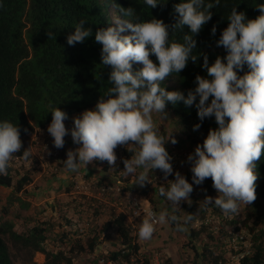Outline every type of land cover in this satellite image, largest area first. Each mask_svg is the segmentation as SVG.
<instances>
[{"label":"clouds","instance_id":"1","mask_svg":"<svg viewBox=\"0 0 264 264\" xmlns=\"http://www.w3.org/2000/svg\"><path fill=\"white\" fill-rule=\"evenodd\" d=\"M110 3L124 18L115 16L113 25L98 29L94 39L101 45V65L111 68V87L93 109L72 118L71 128L65 125L67 112L59 107L50 111L52 119L47 132L53 138V147L63 148L68 135L78 145L67 150L64 167L78 173L81 165L106 161L115 169V149L133 145L138 151L123 160L122 172L125 176H135V186L149 183V170L159 169L165 180L174 175L173 180L167 181V188H159V195L170 207L157 215L150 213L141 222L137 232L140 240H150L157 223L174 224L176 231H187L193 215L187 214L181 220L176 213L182 202L192 203L193 186L202 185L207 178H211L218 195L205 196L199 207L214 206L227 217L239 215L241 205H251L257 198L256 162L264 154V3L256 6L261 14L255 19H248L244 12L232 7L227 16L228 26L216 41L226 55L218 56L211 64L206 55L203 57L202 67L207 75H197L195 87L186 96L166 90L162 82L170 75H178L189 61L198 60L200 53L196 52L197 41L193 37L211 20L210 9L221 0H180L173 5L175 22L171 25L155 18L142 21L133 7H121L115 0ZM163 3L166 0H143L148 8ZM85 25L81 20L67 36L69 46L93 36L92 29ZM184 26H188L191 34L184 35L182 42L171 41L170 29L175 33ZM211 34H216V26ZM136 63L142 67L133 71ZM178 102L194 105L201 122L214 117L217 125L209 129L203 143L187 156L191 183L174 171L173 157L165 147L166 143L176 144L177 140L172 134L162 135L153 120L154 113L166 119V105L175 106ZM200 127L201 124H196L193 130ZM21 149L19 126L0 120V176L8 174L10 160ZM22 158H32L29 148L23 150Z\"/></svg>","mask_w":264,"mask_h":264},{"label":"trees","instance_id":"2","mask_svg":"<svg viewBox=\"0 0 264 264\" xmlns=\"http://www.w3.org/2000/svg\"><path fill=\"white\" fill-rule=\"evenodd\" d=\"M179 2L180 0H166V3L155 8H148L143 4V0H115V4L121 7H133L142 21L155 18L169 25L175 22L173 5ZM259 3H264V0H221L219 5L210 9L211 20L193 37L197 41L196 52L200 53L198 60L195 63L189 61L178 75L167 77L162 82L166 90L179 91L186 96L188 91L195 87V77L207 75L202 67L203 57L206 55L211 64L218 56L226 55L224 48L218 47L216 41L222 30L228 26L227 16L232 7H236L238 12H244L248 19H255L261 14L256 7ZM115 16L124 18L118 8L112 6L110 0H0V120L6 119L18 125L22 141L21 153L14 154L13 158L23 159V150L31 149L32 134L51 123V110L59 107L67 112L68 117L79 116L83 111L93 109L111 87V68L101 65V45L95 42L94 34L100 28L113 25ZM81 20L86 22V27L92 29L93 36L86 38L83 43L69 46L66 38L74 32L75 26ZM213 26H216L214 36L211 34ZM49 33H52L50 38ZM186 34H191L188 26L175 33L170 29V40L182 42ZM150 59L157 62L154 55H150ZM141 67L142 64H133V71ZM240 75H243V72ZM171 80L173 84L169 85ZM165 111L174 119L178 133H183L191 143L204 140L209 129L217 127L214 117L201 122L194 105L186 106L183 102H178L173 106L169 103ZM196 124H201V127L194 131L193 126ZM160 133L166 136L164 132ZM256 165L257 198L248 205L252 217L256 219L253 227L263 223L264 217L259 212L260 200L264 198V154ZM191 177L192 173L189 174V181L192 182ZM31 181V177L26 175L14 182L10 167L6 176H0V192L3 190L5 193L2 195L4 204L0 208V264H12L6 238L23 248L43 254V264L72 263L67 253L53 250L52 246L56 245L57 241L68 248L70 253L77 248L80 253L87 252L92 255L98 248L104 249L99 239L111 232L116 234L115 242L118 245L125 249L138 250L139 247L121 214L101 225L96 224L95 227L88 228L91 236L83 242L80 238L83 227H80L79 218L75 216L81 215V204L76 200L49 204L47 207L50 212L47 215L44 211L35 210L32 215L30 212L26 216L23 215L22 211L27 212L32 207L31 203L21 196L25 192V186L31 184ZM69 187L70 185L66 187V193L69 192ZM193 187L202 190L204 198L213 197L216 193L211 178H207L202 185ZM14 206L18 210L14 211L15 222L8 220L9 212ZM211 207L221 212L219 208ZM98 213L97 211L95 217L103 216ZM189 213H192V209ZM68 214L72 220L67 217ZM30 220L32 222L27 225ZM171 226L175 227L174 224ZM55 227L57 228L54 229ZM248 229L254 230L249 227ZM196 236L197 232L191 230L190 241ZM263 238L264 230L260 228L257 234H253L252 252L243 256L239 264H264ZM191 248L194 251L192 264H198L199 259L214 256L213 252L206 248L198 254L193 243ZM102 254L99 258L104 256ZM116 255L111 253L113 258ZM217 259H213L214 264H217Z\"/></svg>","mask_w":264,"mask_h":264},{"label":"rangeland","instance_id":"3","mask_svg":"<svg viewBox=\"0 0 264 264\" xmlns=\"http://www.w3.org/2000/svg\"><path fill=\"white\" fill-rule=\"evenodd\" d=\"M125 34H129V32H125ZM168 84L172 85L173 81H169ZM73 117L71 116V119L68 118L66 120L65 125L67 128L73 126ZM153 120L160 129V132H164L166 136L172 134L177 140L176 144L168 142L165 147L173 157L172 165L174 171H179L189 181L191 171L190 164L187 163V156L194 152L195 147L198 144H202L203 140H197L195 143L186 140L183 133H178L176 123L174 119H171L169 113L166 119H161L159 114L154 113ZM76 147L78 145L73 144L71 136L68 135L65 137L63 148L56 149L54 147L57 151L56 157L50 156L48 150L36 147L33 143L30 149L32 153L31 159L17 160V158H13L10 160L9 167L12 170L14 182L26 175L30 176L32 180L31 184L25 186V192L21 195L22 198L32 205L27 212L22 211L23 215L26 216L29 212L32 215L34 214V210L35 212L44 211L47 215L50 212L49 207H47L49 204H54L58 201L67 202L76 200L81 204V208H79L81 215L79 217L75 215L76 218H79L80 227H83L81 228L83 234L80 235V238H82L83 242H86L87 238L91 236L89 232L90 228L95 227L96 224L101 225L103 222L111 220L116 214L115 208L111 205L103 204L95 198L96 192L102 185L113 188L114 193L109 196L111 202L113 195L120 198L125 193L136 196L144 208L154 209L156 215L160 210L170 207L165 198L159 195V188L161 186L167 188V181L173 180L174 175H170L165 180L159 169L153 170V172L149 170L147 172L149 183H146L144 187H139L134 185L135 176H125L123 174V160L130 159L138 151L135 146H118L115 149L117 154L115 169H112L106 161H94L86 167L81 165L78 173H72L64 167L63 161L67 158V150L75 149ZM127 152H130V154ZM138 171H141V169H138ZM76 175H80L83 179L92 182L91 190L94 194L93 197L71 194V183ZM189 182L191 183V181ZM68 185H70L69 192L66 193ZM144 190L146 191L144 192ZM43 192H46V194H43ZM2 195H5L3 190L0 192V208L4 204ZM217 195L218 193L216 192L213 197ZM44 200L46 201L41 204ZM191 200L192 203L190 205L182 202L180 205L181 209L177 212L182 220L185 215L190 214L189 211L192 209L191 214L194 219L186 226L187 231L179 232L169 223H159L150 240L138 239L137 232L140 226L136 234L133 235L135 242L141 246L142 252H145L143 253L144 256L150 258L153 264H192L194 260V251L191 248L192 243L197 248L198 254L204 251L205 248L214 254V256L206 257L203 260L199 259L197 261L198 264H214V258H218L217 264H239L238 254L240 252L248 250L250 253L252 252L253 234H257L260 228L264 230V217L263 223H258L256 227H253L254 220L256 219L252 217L251 209L246 205H241L239 215L233 217H227L222 211L217 212L211 206L206 208L199 207L200 202L204 200V196L202 195V190L196 187H194L191 194ZM260 205L259 212L264 216V198L260 200ZM14 211L18 212L16 206L9 212V221L15 222ZM97 211L99 212L98 214L103 216L95 217ZM67 217L72 220L70 214ZM31 222L32 220L27 225ZM19 224L22 225L21 222ZM248 227L254 228V230L250 231ZM191 230L197 232V236L192 241L189 239ZM111 233H106L104 239L99 241L100 245L106 250L117 248L118 245ZM238 236L243 237V239L239 240ZM6 242L9 247L12 264L44 263L45 256H40L39 252L23 248L20 244L13 243L8 238H6ZM52 247L54 248L53 250L58 249L67 253V256L71 257V264H99L98 259L100 254H102V248H98L92 255L87 254V252L80 253L77 248L73 249L74 251L70 253L68 248L62 246L58 241Z\"/></svg>","mask_w":264,"mask_h":264},{"label":"built area","instance_id":"4","mask_svg":"<svg viewBox=\"0 0 264 264\" xmlns=\"http://www.w3.org/2000/svg\"><path fill=\"white\" fill-rule=\"evenodd\" d=\"M48 128V127H47ZM47 128L43 130H35L32 137V142L36 147H40L43 150H48L50 156L56 157L57 151L53 147L52 140L53 138L47 132ZM92 182L86 179H83L80 175H76L71 183V194L72 195H85L93 197V192L91 190ZM114 193L113 188L107 185H102L99 190L96 192L95 198L107 205H111L116 210L115 217L121 214L124 217V223L130 230L131 236L136 234L138 227L140 226L141 222L149 216V214L156 215L154 209L144 208L136 196L125 194L123 193L120 198L118 196H114L112 198V202L109 196ZM159 223L156 224L155 228L158 226ZM115 239L116 234L114 232L111 233ZM105 237V234L101 236L99 241H102ZM134 237V236H133ZM239 240H242L243 237H239ZM136 243V242H135ZM138 250L133 249H125L120 244L117 248H110L109 250L103 249L102 250V257L98 259L99 264H153L151 259L144 256L142 252V248L139 243ZM111 253H116V257H112ZM250 252L242 251L238 254V263L239 260L245 256L249 255Z\"/></svg>","mask_w":264,"mask_h":264},{"label":"crops","instance_id":"5","mask_svg":"<svg viewBox=\"0 0 264 264\" xmlns=\"http://www.w3.org/2000/svg\"><path fill=\"white\" fill-rule=\"evenodd\" d=\"M69 119H71V117H69ZM65 122H66V121H65ZM47 127H48V126H47ZM47 127H45V128H47ZM45 128H44V129H45ZM42 130H43V129H42ZM40 131H41V130H40ZM32 137H33V134H32ZM43 194H46V192H43ZM45 201H46V200H44L43 202H41V204H43ZM43 206H44V205H43ZM39 255H40V256H41V255L43 256V254H41V253H39Z\"/></svg>","mask_w":264,"mask_h":264}]
</instances>
